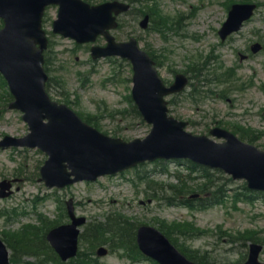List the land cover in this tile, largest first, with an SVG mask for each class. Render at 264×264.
<instances>
[{
	"label": "rangeland",
	"instance_id": "rangeland-1",
	"mask_svg": "<svg viewBox=\"0 0 264 264\" xmlns=\"http://www.w3.org/2000/svg\"><path fill=\"white\" fill-rule=\"evenodd\" d=\"M237 1L240 0H153V4L156 2L157 17L163 21L162 32L151 26L142 30L133 15H124V26L115 31V35L122 40L134 36L141 46L149 47L158 56L159 70L167 82L173 81L178 71L186 70L193 77V84L175 97L171 111L189 121V130L195 133H208L207 125L212 118L247 124L264 133V90L261 87L264 84V50L243 61L238 69L240 77L248 82L253 78L254 85L250 87L247 84L242 91H234L236 87L230 84L226 86L229 97L225 96V99L217 96L218 92L211 87L202 88L197 78V73L206 69L210 61L222 58L224 66H230L241 62L238 52H247L251 40L264 43V0H256L262 4L254 18L232 40L220 44L217 31L227 17V6ZM56 15L57 7H49L45 17L50 20L44 23L52 40L47 49L54 61L51 72L54 77L52 97L62 100L64 95L70 94L71 100L80 98L79 109L97 114V120L111 133L116 128L122 129L123 137L127 140L145 136L149 131L147 126L137 121L133 124L132 120L121 121L122 115L113 118L107 112L129 108L127 95L131 92V83L122 78L130 74L129 69L123 65L120 67L119 62L93 61L89 46L81 45L74 50L77 46L74 41L51 32L52 20ZM99 42L104 43L102 39ZM114 69L120 71L119 82L108 79L113 76ZM211 74L219 80L224 77L214 72ZM62 86L66 91H61ZM1 91L0 86V138L6 134L24 135L28 132V126L22 120L21 112L8 106L3 108L6 99L1 97ZM259 143L264 145V134ZM45 159L46 156L37 149L0 150V181L4 178L21 179L11 196L0 198V236H7L18 248L11 264H60L41 246V236L47 230L48 223L50 227L57 221L69 220L61 202L64 204L71 197L74 198L77 214L85 216L88 222L101 221L110 213L139 223L156 224L162 220L164 225L185 231L181 226L183 224L171 222L192 220L196 227L211 231L190 237L186 242L188 246L200 249L208 264H244L251 239L259 238L264 244V198L236 203L230 197L225 205L206 210L168 205L162 200L148 203V182L138 179L134 170L122 175L105 176L93 183L80 182L64 189H50L40 180V168ZM145 166L154 167L151 164ZM169 169L168 174H157L150 182L160 197L164 194L161 186L178 184L170 174L176 171L177 166L171 164ZM239 184L234 182L232 187L237 189ZM181 187L184 189L186 185ZM229 234L234 235L233 239L243 237V240L233 241ZM179 241L184 240L179 238ZM98 243L97 239L91 237L81 239L82 256L90 253L97 256L93 251L101 244ZM117 253H109L99 259L107 264H153L146 260L133 261ZM23 254L34 257L26 258Z\"/></svg>",
	"mask_w": 264,
	"mask_h": 264
},
{
	"label": "water",
	"instance_id": "water-1",
	"mask_svg": "<svg viewBox=\"0 0 264 264\" xmlns=\"http://www.w3.org/2000/svg\"><path fill=\"white\" fill-rule=\"evenodd\" d=\"M58 0H0V16L6 20V27L0 32V69L6 74L17 97L16 106L25 112L32 133L21 143L44 144L52 157L43 168L44 179L49 185H63L79 178L113 172L145 157H190L194 160L222 165L237 177H246L250 184L264 188V152L254 146L240 142L231 134L222 144L211 139L197 137L183 130L180 123L166 115L163 95L180 89L185 79L178 76L171 89L164 88L153 62L140 53L134 44L118 46L117 50L130 55L134 60V98L146 118L154 123L151 135L145 140L123 143L82 123L75 114L63 106L51 103L43 86L47 78L42 68V49L46 45L41 27V14L45 4ZM61 3V2H60ZM251 5H235L229 21L222 32L223 37L240 27L242 21L253 10ZM126 6L120 5L119 9ZM112 8L109 5L85 9L80 5L61 3L60 19L55 30L71 34L79 41L93 39L113 24ZM40 43V48L35 44ZM114 47L94 49L97 56L112 52ZM45 117L49 123H43ZM214 133V132H213ZM215 134V133H214ZM69 160L75 179H70L63 161ZM57 179V180H56ZM1 194L9 184H1ZM71 214L73 211L70 208ZM74 217V216H73ZM84 219L50 233L54 245L67 258L76 251V225ZM138 238L146 252L156 255L164 264H196L181 254L158 230L142 227ZM260 245H252L246 264L258 262ZM7 263V252L0 242V264Z\"/></svg>",
	"mask_w": 264,
	"mask_h": 264
},
{
	"label": "trees",
	"instance_id": "trees-1",
	"mask_svg": "<svg viewBox=\"0 0 264 264\" xmlns=\"http://www.w3.org/2000/svg\"><path fill=\"white\" fill-rule=\"evenodd\" d=\"M137 113H138V111H137ZM119 222V223H118ZM113 221L112 223H110L109 224V226H111V229L110 230H112V234H113V236L114 237H121V236H126V240H127V238H128V235L125 233V232H129V231H126L127 229H128V226H126L125 224L123 225V224H120V223H124V222H126V221ZM98 229V228H97ZM96 230V229H95ZM165 230V229H164ZM166 231V233L168 234V235H170V232L169 231H167V229L165 230ZM130 233V232H129ZM133 240H134V237H133ZM187 249H185L184 248V251L185 252H187L186 251ZM187 254L192 258V259H195V260H199V261H203L204 260V258L200 255V254H198L196 251H192V252H190L189 251V253L187 252Z\"/></svg>",
	"mask_w": 264,
	"mask_h": 264
}]
</instances>
